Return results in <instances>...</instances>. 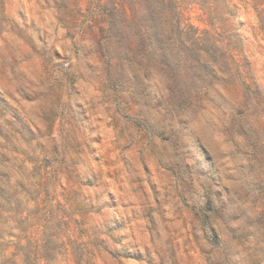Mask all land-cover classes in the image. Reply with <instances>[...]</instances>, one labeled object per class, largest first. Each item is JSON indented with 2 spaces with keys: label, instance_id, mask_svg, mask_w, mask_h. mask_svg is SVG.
Masks as SVG:
<instances>
[{
  "label": "rangeland",
  "instance_id": "374dc122",
  "mask_svg": "<svg viewBox=\"0 0 264 264\" xmlns=\"http://www.w3.org/2000/svg\"><path fill=\"white\" fill-rule=\"evenodd\" d=\"M116 2L0 0V264H264L243 89L192 85L184 60H127L143 22L110 19ZM237 6L264 97V32ZM184 16L207 27L195 4Z\"/></svg>",
  "mask_w": 264,
  "mask_h": 264
},
{
  "label": "trees",
  "instance_id": "16d2710c",
  "mask_svg": "<svg viewBox=\"0 0 264 264\" xmlns=\"http://www.w3.org/2000/svg\"><path fill=\"white\" fill-rule=\"evenodd\" d=\"M117 1L113 3L109 13L110 19L114 20L120 14L123 18L142 19L143 22V26L134 33L140 54L134 52L137 48L129 47L125 54L127 60L150 54L160 59L170 58L176 63L175 68L184 60L186 64L183 65L187 67L192 85L205 84L208 89L217 84H236L243 89L245 101L249 108H253L256 119L252 122L245 117L238 119L237 151L242 159L251 157L256 165L263 168L264 173V116L258 114V108L264 111V97L251 78L249 61L244 55L241 38L233 26V17L239 3L254 11L257 28L264 32V0ZM191 4L197 5L201 10L206 28L199 29L185 18L184 9ZM110 32L113 36L117 34L112 26ZM119 38L127 39L128 35L124 32ZM176 101L186 102L189 98L176 97ZM262 194L264 195V187ZM207 223L211 234L216 238L211 219Z\"/></svg>",
  "mask_w": 264,
  "mask_h": 264
}]
</instances>
